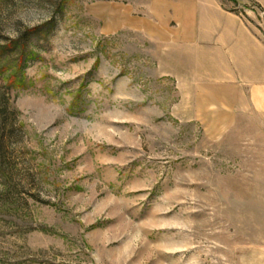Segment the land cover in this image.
I'll return each mask as SVG.
<instances>
[{
  "label": "rangeland",
  "instance_id": "obj_1",
  "mask_svg": "<svg viewBox=\"0 0 264 264\" xmlns=\"http://www.w3.org/2000/svg\"><path fill=\"white\" fill-rule=\"evenodd\" d=\"M218 2L264 40V0ZM153 6L0 0V264H264V119L178 107L174 55L112 31Z\"/></svg>",
  "mask_w": 264,
  "mask_h": 264
},
{
  "label": "crops",
  "instance_id": "obj_2",
  "mask_svg": "<svg viewBox=\"0 0 264 264\" xmlns=\"http://www.w3.org/2000/svg\"><path fill=\"white\" fill-rule=\"evenodd\" d=\"M155 4L151 13L158 25L125 10L113 17L112 31L144 33L174 55L161 76L176 80L178 107L191 110L201 123L218 126V138L243 118L264 119V40L218 0Z\"/></svg>",
  "mask_w": 264,
  "mask_h": 264
}]
</instances>
